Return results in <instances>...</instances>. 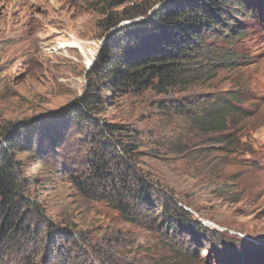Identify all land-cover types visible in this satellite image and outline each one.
<instances>
[{
  "label": "rangeland",
  "instance_id": "obj_1",
  "mask_svg": "<svg viewBox=\"0 0 264 264\" xmlns=\"http://www.w3.org/2000/svg\"><path fill=\"white\" fill-rule=\"evenodd\" d=\"M152 1L148 16L122 22L112 33L124 61L168 53L167 46L178 45L183 25L176 32L165 27L159 35L144 36L147 18L163 3ZM194 2L200 4V16L207 13L204 1ZM104 5V0H0V128L44 117L83 95L85 62L93 61L104 44L97 26ZM211 11L222 23L233 19L224 37L209 30L207 19L190 27L198 35L204 31L206 44L220 51L216 61L222 68L210 72L202 62V75L200 63L194 62L186 83L193 85L187 89L110 95L104 111L109 122L132 131L128 135L138 142V168L152 175L150 202L139 203L142 215L128 221L107 203L82 196L70 182L99 152L90 136L66 134L55 153L44 155L43 167L35 165L37 146L43 144L36 136L35 155L20 158L25 176L40 181L30 191L42 214L28 222L38 240L21 253L0 248V264H101L104 255L112 264H264V0H229L221 13ZM228 28L245 36L238 32V40L230 43ZM130 35L144 37L130 40ZM231 93L244 114L231 125L229 144L191 129L189 113L176 110L189 102L205 107ZM166 196L189 211L190 219L180 223L166 216ZM52 222L62 229L51 227Z\"/></svg>",
  "mask_w": 264,
  "mask_h": 264
},
{
  "label": "trees",
  "instance_id": "obj_2",
  "mask_svg": "<svg viewBox=\"0 0 264 264\" xmlns=\"http://www.w3.org/2000/svg\"><path fill=\"white\" fill-rule=\"evenodd\" d=\"M104 1L103 11L100 12L103 17L97 22L104 44L94 66L86 75L88 80L83 95L65 108L44 117L26 122H8L0 128L1 249L9 252L17 250L21 253L27 249L26 245L38 240L34 228L28 222L36 213L42 214L30 191L34 183L40 181L25 176V164L20 158L22 155L29 154L32 157L35 155L36 136H41L43 144L37 146L39 156L35 165L42 167L46 165L44 155L55 153L56 148L65 140L66 134L75 132L78 137L90 136V142H93L99 152L93 155L88 168L80 177L70 176V182L82 196L105 202L119 211L128 221H135L142 215L139 203L148 205L150 202L152 175L147 170L144 172L138 168V142L128 135L132 131L125 125L109 122L103 116L110 103V95L120 97L140 94L147 90L161 95L177 88L187 89L193 85L186 83L189 78V67L194 62L200 63L197 71L202 75L206 72V66L202 62L207 61L210 66L207 71L210 72L222 68V61L219 63L216 61L220 51L206 44L204 31L198 35L190 26H200L203 20L207 19L209 30L217 29L215 35L224 37L225 28L229 26L230 21L233 22V19H226L222 23L211 10L221 13V7L228 5L229 0H199L204 1L208 10L202 16L196 11L198 9L202 12L200 4L194 0H189L184 8L183 4L186 0H161L162 8L155 10L143 26L146 28L144 36L159 35L165 27L176 32L174 29L178 25H183L185 30L180 29L178 33V45L167 46L170 48L168 53H145L140 58L128 61H124L119 56H125V52L113 43L111 32L119 28L122 22L148 16L154 3L152 0ZM236 4L242 5L240 1ZM119 5L124 6L118 8ZM230 10L233 14L238 13L233 8ZM222 24L225 25L223 28ZM228 30L230 34L226 40L230 43L238 40V32L242 33V37L245 36V31L238 28H228ZM188 32L196 40H189ZM133 38L142 39L134 35L129 36L130 40ZM231 56L235 62V53ZM239 103V99L231 93L228 96H218L205 107L189 102L177 105L176 110L179 114L189 113L187 126L191 129L205 136H217L216 143L229 144L234 140L231 133L237 123L236 118L244 114ZM57 132L59 134L55 138ZM47 142L48 144L44 146ZM55 156L57 158V155ZM162 208L166 216L180 223L186 222L185 220L191 217V213L180 207L179 202L173 197L166 196ZM42 216L47 217L44 211ZM51 225L53 228L57 227L53 222ZM57 229L62 228L57 227ZM101 260V264H112L106 255Z\"/></svg>",
  "mask_w": 264,
  "mask_h": 264
},
{
  "label": "clouds",
  "instance_id": "obj_3",
  "mask_svg": "<svg viewBox=\"0 0 264 264\" xmlns=\"http://www.w3.org/2000/svg\"><path fill=\"white\" fill-rule=\"evenodd\" d=\"M162 6H163V3H162V5H160L159 7H158V9H161L162 8ZM157 10V9H156ZM153 14V13H152ZM138 19V18H137ZM136 19V20H137ZM143 20H145V19H143ZM147 20H149V18H147ZM127 22H130V21H127ZM121 28V27H120ZM120 28H117V29H120ZM116 29V30H117ZM115 30V31H116ZM114 31H112L111 33H113ZM100 50H101V48L100 49H98V52H97V54H96V58L98 57V55H99V52H100ZM96 58H94V60L92 61V63L90 64V65H87V67H86V71H87V68H89V66H91L92 65V67L94 66V64H95V61H96ZM92 67H90V69L92 68ZM90 71V70H89ZM88 71V72H89ZM88 72H86V75H87V73Z\"/></svg>",
  "mask_w": 264,
  "mask_h": 264
},
{
  "label": "bare ground",
  "instance_id": "obj_4",
  "mask_svg": "<svg viewBox=\"0 0 264 264\" xmlns=\"http://www.w3.org/2000/svg\"><path fill=\"white\" fill-rule=\"evenodd\" d=\"M79 44H80V43H79ZM79 44H78V45H79ZM93 59H94V58H93ZM91 63H92V59H89V58H88V59L86 60V62H85L86 66H87V65H90Z\"/></svg>",
  "mask_w": 264,
  "mask_h": 264
},
{
  "label": "water",
  "instance_id": "obj_5",
  "mask_svg": "<svg viewBox=\"0 0 264 264\" xmlns=\"http://www.w3.org/2000/svg\"><path fill=\"white\" fill-rule=\"evenodd\" d=\"M90 67H92V65H91V66H89V68H87V71H86V72H88V71L90 70ZM85 76H86V74H85Z\"/></svg>",
  "mask_w": 264,
  "mask_h": 264
}]
</instances>
